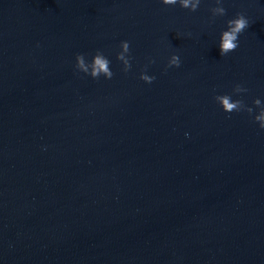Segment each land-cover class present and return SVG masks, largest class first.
<instances>
[{
    "label": "water",
    "instance_id": "obj_1",
    "mask_svg": "<svg viewBox=\"0 0 264 264\" xmlns=\"http://www.w3.org/2000/svg\"><path fill=\"white\" fill-rule=\"evenodd\" d=\"M211 6L0 0V264H264V129L214 100L236 82L264 99V0L209 23ZM238 11L250 24L222 56ZM98 47L110 80L73 68Z\"/></svg>",
    "mask_w": 264,
    "mask_h": 264
},
{
    "label": "clouds",
    "instance_id": "obj_2",
    "mask_svg": "<svg viewBox=\"0 0 264 264\" xmlns=\"http://www.w3.org/2000/svg\"><path fill=\"white\" fill-rule=\"evenodd\" d=\"M160 2L168 6L179 5L181 8L195 12L201 6L203 0H160ZM225 3L226 0H212L211 16L208 19L209 23L214 22L217 17L227 16ZM249 24L250 17L243 11H238L225 19L224 26L219 31L217 41L222 56L238 48L240 34L248 28ZM130 45V40L121 39L115 50L116 60L120 62L121 70L125 73L132 69L133 60L135 59ZM155 62V58L149 56L141 67L139 78L146 83L151 84L156 79L155 73H150L148 70L149 66ZM112 63L111 54L105 49L98 47L91 52H77L73 68L76 72L83 73L93 79H100L102 77L105 80H110L115 75ZM181 63V55L179 52L174 51L168 56L164 70L167 71L168 68L174 66L179 67ZM248 92L249 89L244 83L236 82L231 92L216 93L214 100L224 112L247 113L259 129H264V99L256 96L252 99L251 103H248L243 95Z\"/></svg>",
    "mask_w": 264,
    "mask_h": 264
}]
</instances>
